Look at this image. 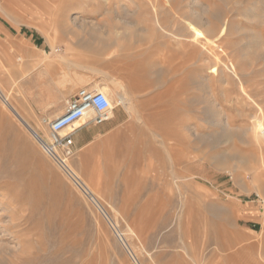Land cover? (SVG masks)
<instances>
[{
	"label": "rangeland",
	"instance_id": "1",
	"mask_svg": "<svg viewBox=\"0 0 264 264\" xmlns=\"http://www.w3.org/2000/svg\"><path fill=\"white\" fill-rule=\"evenodd\" d=\"M93 81L129 109L56 150L102 207L0 97V264H136L120 234L141 264H264V0H0V89L46 142Z\"/></svg>",
	"mask_w": 264,
	"mask_h": 264
},
{
	"label": "built area",
	"instance_id": "2",
	"mask_svg": "<svg viewBox=\"0 0 264 264\" xmlns=\"http://www.w3.org/2000/svg\"><path fill=\"white\" fill-rule=\"evenodd\" d=\"M112 109L110 99L103 91L80 88L66 101L65 111L60 116L53 120L44 119L53 134L52 151L54 152V148L57 150L60 148L65 155L71 156L74 145L73 133L62 134L63 131L73 123L82 120L88 112L94 113L89 122L103 124L111 118ZM259 198L264 201L263 197L259 196Z\"/></svg>",
	"mask_w": 264,
	"mask_h": 264
},
{
	"label": "bare ground",
	"instance_id": "3",
	"mask_svg": "<svg viewBox=\"0 0 264 264\" xmlns=\"http://www.w3.org/2000/svg\"><path fill=\"white\" fill-rule=\"evenodd\" d=\"M46 76H47V79L45 77V83H43L44 84V88L47 89L48 92L53 97H56L59 94V90L60 89H61L60 91H63V89H65L66 87L75 86L77 84V81H75L72 78H70L69 75H65L61 79L58 78L57 66H55V69L53 68L51 71L46 72ZM117 89H118L117 91H115V92L113 91L112 92L108 88V86H106L104 84L102 86L98 87V90L104 91V93H106V95L110 99L112 107L113 106L115 107L114 94H117L118 97L120 98V102L122 104H125L126 107H128L127 106V101L129 99L128 93L126 91H123V93L120 94V91H119L120 89H122V90L124 89L125 90V88L122 85V83H117ZM0 97H1L2 101L4 102V104L9 109L14 111L17 114V116L20 117V119L23 120V123L28 127V129L30 130L31 134L35 137V139L45 147V149L53 156V158H55V160L58 161L59 164H61V166L64 168V170H66V172L69 174V176H71L74 179V181L84 191L88 192L90 195H93L94 200H96L98 205L100 207H102V204L100 203V201L94 196V192H93L92 188H90V186L74 171V169L72 168V166L69 163L68 159L63 158L58 153L56 148H54V152L52 151L53 146L51 144H49L48 142H46L41 137V135L38 133V131L34 127H32L27 121H25L22 118L20 112L15 108L14 104L10 100V96L8 94L4 93V91H2L1 89H0ZM128 109H129V107H128ZM93 115H94L93 112H88L87 116H85L82 120L73 123L68 128H66L64 131H66V130L67 131H75V130L81 128L83 125H85V124H87L89 122V120L93 117ZM120 238H121L122 242L124 243V245H125L126 249L128 250V252L130 253L131 257L136 262V264H141L139 262V260L137 259L136 254L134 253L133 249L127 244V241L125 240V238L123 237L122 234H120Z\"/></svg>",
	"mask_w": 264,
	"mask_h": 264
},
{
	"label": "crops",
	"instance_id": "4",
	"mask_svg": "<svg viewBox=\"0 0 264 264\" xmlns=\"http://www.w3.org/2000/svg\"><path fill=\"white\" fill-rule=\"evenodd\" d=\"M105 66V65H104ZM109 67V66H108ZM92 68H95L94 66L92 67ZM104 68V70L103 71H101V72H96L95 70H92V71H90L89 72V74H103V75H106V74H111V71L110 70H105V68L106 67H103ZM95 81H93V82H90L88 85H89V87H91L90 89H93L92 87H94V85L96 84V83H94ZM102 84H104V83H101L100 85H102ZM77 86V85H76ZM75 86V87H76ZM88 88V87H87ZM102 131L103 130H105V127H102V128H100Z\"/></svg>",
	"mask_w": 264,
	"mask_h": 264
}]
</instances>
